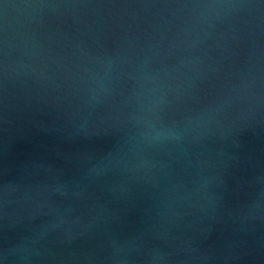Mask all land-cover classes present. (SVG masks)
I'll use <instances>...</instances> for the list:
<instances>
[{
	"label": "water",
	"instance_id": "1",
	"mask_svg": "<svg viewBox=\"0 0 264 264\" xmlns=\"http://www.w3.org/2000/svg\"><path fill=\"white\" fill-rule=\"evenodd\" d=\"M0 264H264V0H0Z\"/></svg>",
	"mask_w": 264,
	"mask_h": 264
}]
</instances>
